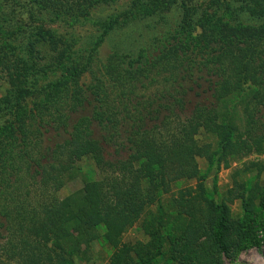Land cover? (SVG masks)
Listing matches in <instances>:
<instances>
[{"label": "trees", "instance_id": "trees-1", "mask_svg": "<svg viewBox=\"0 0 264 264\" xmlns=\"http://www.w3.org/2000/svg\"><path fill=\"white\" fill-rule=\"evenodd\" d=\"M31 1L44 12L84 18L93 8L118 0ZM142 3L135 0L130 10L111 18L103 37L134 18ZM246 7L218 10L200 20L201 32L193 41L212 51L207 54L211 73L201 74L181 99L172 97L164 111L142 110L135 123H127L130 128L122 125L127 118L120 115L130 111L127 105L122 109L116 90L134 74L117 52L108 54L103 78L92 71L91 58L69 75L70 106L57 110L50 130L36 124L32 131L38 121L32 113L15 119L0 143V233H7L0 242V264H76V257L96 241L114 250L110 264H158L160 257L175 264H226L225 259L234 261L248 248L264 246V188L258 180L237 177L254 167L259 179L264 165L236 171L221 203L208 197L198 165L204 158L219 170L251 154L264 155V25L241 21L247 12L264 19V0H250ZM70 47L39 28L29 43V62L10 51L0 54V73L9 74L10 93L14 89L7 101L24 100L30 94L23 88L28 75L46 74L52 64H62ZM164 49L161 55L170 58L174 47L169 42ZM86 73L89 84L81 82ZM64 82L52 86L53 95ZM178 111L183 118L173 122ZM52 132L55 137H47ZM199 135L213 137L215 144L200 141ZM103 143L116 145V165L106 160ZM86 157L95 160L102 179L61 199L68 175ZM21 174L36 182L39 195L32 201L29 192L17 194L28 186L13 184ZM185 180L195 185L165 203L160 200ZM238 200L244 214L234 218L231 206ZM138 223L148 240L125 242L124 235Z\"/></svg>", "mask_w": 264, "mask_h": 264}, {"label": "rangeland", "instance_id": "rangeland-1", "mask_svg": "<svg viewBox=\"0 0 264 264\" xmlns=\"http://www.w3.org/2000/svg\"><path fill=\"white\" fill-rule=\"evenodd\" d=\"M134 1L118 0L101 4L90 10L87 17L72 18L50 11H41L31 0H0V54L10 51L29 62V43L39 28L64 38L71 46L62 64H52L53 62L46 60L47 64H52L46 74L31 72L28 75L23 88H27L30 94L21 102L7 101L6 98L14 94V89L10 93L9 74L6 71L0 73V143L6 141L12 123L23 114L32 113L38 118L32 131L36 132V124H40V130H43L41 125H47V130H50L56 123L57 110H64L70 106L73 83L68 78L69 75L77 68H83L91 58L92 71L103 78L106 58L111 52L120 54L121 62L134 74L128 85L123 89L118 87L116 90V98L122 109H125L124 106L127 105L130 111L129 115L125 113L120 115V118L125 116L127 118L124 121L121 120L122 125L126 127L128 122L135 123L142 110L146 113L155 110L164 111L165 105L168 101H172V97L181 99L183 90L194 88L196 86L194 82L201 74H206L208 77L211 73L212 69H208L207 54L212 51L206 49L202 43L193 41L201 32L200 22L203 17L213 16L218 10L224 13L247 11L246 6L250 2V0H143L142 5L139 4L133 11L134 18L120 23L115 30L103 37V26L115 15L130 10ZM245 14L241 17V21L264 25V19L250 18L249 12ZM102 38H105V41L100 43ZM189 41L193 43L187 44ZM169 42L174 47V51L170 58L166 59L160 51ZM60 80H65L64 85L56 89L57 93L53 95L52 86ZM81 82L89 84L90 73H86ZM107 83L109 87H112L111 82ZM179 115V111L175 112L172 121L178 122L183 118ZM54 135L52 132L47 137L52 138ZM197 138L202 142L215 144L213 137L199 135ZM52 142L50 140L48 144ZM103 147L106 160L116 165L119 160L116 145L111 143L109 146L103 143ZM13 160L16 164L14 157ZM252 163L264 165V155L251 154L241 160H234L229 166H222L219 170L216 167L213 168L208 160L199 159L198 165L208 197L216 203H221L226 192L233 187L235 172L250 167ZM105 170L112 172L106 166ZM257 174L256 169L250 167L237 177L243 182L258 180L264 188V171L259 179H256ZM69 176L65 186L58 193L61 199L82 190L86 182L101 180L102 171L92 157H86L75 165L74 174ZM20 177L21 181H13V184L15 183L16 187L28 186L27 191L18 190L17 194L23 197L29 192L31 195L29 198L32 201V198L35 199L39 195L36 193V182L27 180L24 174L18 176ZM37 181L39 182V179ZM194 185L195 181L188 180L174 184L172 193L162 195L160 200L162 199L165 203L172 198V194ZM156 208L157 206L154 210ZM231 210L234 218L241 217L244 214L242 201H235ZM6 234V232L0 233V242L4 241ZM147 240L148 238L140 230L139 223L124 235L125 242H146ZM113 252L114 250L105 243L96 241L85 253L77 256L75 262L76 264H110ZM225 263L264 264V246L260 249L248 248L242 251L234 261L225 259ZM158 264L175 263L167 260L166 257H160Z\"/></svg>", "mask_w": 264, "mask_h": 264}]
</instances>
